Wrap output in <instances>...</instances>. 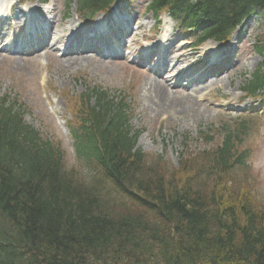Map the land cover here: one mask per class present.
Wrapping results in <instances>:
<instances>
[{"label":"trees","instance_id":"16d2710c","mask_svg":"<svg viewBox=\"0 0 264 264\" xmlns=\"http://www.w3.org/2000/svg\"><path fill=\"white\" fill-rule=\"evenodd\" d=\"M90 1L99 8L110 2L84 4ZM169 7L186 25L210 18L203 39L221 40L252 8L264 9V0H154L150 6L155 13ZM253 85L264 86V73ZM87 92L80 127L71 129L87 180L66 168L58 144L24 123L21 106H4L0 98V264H264V209L231 181L242 138L227 131L182 163L180 170L197 168L209 184L189 174L166 177L164 166H148L133 151L138 132L129 125L126 98L114 101L99 87Z\"/></svg>","mask_w":264,"mask_h":264},{"label":"rangeland","instance_id":"374dc122","mask_svg":"<svg viewBox=\"0 0 264 264\" xmlns=\"http://www.w3.org/2000/svg\"><path fill=\"white\" fill-rule=\"evenodd\" d=\"M64 1L51 0L50 4H56L60 10L61 2ZM75 3L74 1L72 4L73 11L76 9ZM131 3L133 4V1ZM146 3L148 2H144V7ZM16 14L23 15L18 6H15L11 17H15ZM139 21L144 25L134 30L137 41L132 47L135 50L142 46V36L144 40L149 37V29L154 25L153 17L149 12L141 14ZM10 23H13V26L22 25L19 18L2 22L0 25L3 27V35L6 38L11 37V35L7 36ZM262 24L263 22L259 21L258 25L252 28V37L257 35ZM61 25L57 23L56 27H52L48 36L56 39L59 35L68 33L69 25ZM172 26L173 23L167 22V30ZM132 39L131 36L128 40ZM186 39L189 38L175 26L171 34L170 46H164L163 49L166 48V50L161 54L166 58L167 64L162 78H169L171 70L175 68L185 70L184 74L188 77L197 68L196 65L191 66V63L197 58L198 50L191 51L189 46L191 42L185 41ZM131 43L129 44L131 45ZM252 44V42H248V48H245L242 57H239L237 66L232 68L228 76L220 77L219 82L214 86L207 88L204 86L213 82V78L210 79V82L206 81L209 78L207 73L201 75L203 82L198 83L197 91L188 97L187 95L190 93L186 87L167 86L168 92L177 98H171V95L168 94L169 99L177 100V104L181 105L178 110L183 109L172 115H156L155 112L148 109L144 99L145 86L147 82L154 79V74H148L147 70L140 68L131 59L124 60L126 63L121 60H110L111 63L91 61V63L82 64L80 67H69L56 55L48 53L46 57L43 55L44 51L40 53V57L39 55L36 57L25 55L24 60L20 61V56L0 50V96L17 100L23 104L26 108V121L42 133L61 142L66 153V168L73 170L80 179L84 180L87 179L88 172L83 162L77 159L73 152L72 140L66 122L76 123L79 112L73 117L71 108L78 110L81 107L80 97L86 91L87 86H100L118 98L123 95L129 98L132 107L131 123L134 129L141 130L137 146L147 156L146 165L164 166L167 170V173L164 170L166 177H169L167 174L171 172H174L177 177L188 175L177 171L179 170L177 169L180 161L179 153L186 144H188L186 154L206 148V142L197 138L200 130H214V133L217 134L219 132L216 133L215 130L222 129V126L230 128L240 121L239 118L243 117L251 121L249 135L242 144L243 148L251 152L248 160L251 169L243 170L246 174L237 171L232 183L240 193L243 190L249 192L260 208L264 209V105L257 104L256 107L250 109L251 102L241 104L243 95L239 88L244 73H251L262 60V56L253 52ZM208 45L211 44L206 43L203 49H200L201 54L209 51ZM137 56L141 59L140 55ZM138 58L135 61L141 62ZM152 59H154L153 64L158 61V58L153 57ZM176 80L187 83L182 76ZM186 134L191 139L188 143H184ZM217 136L215 140L218 139ZM156 156H162L163 159L155 160ZM207 183L209 184V182ZM103 194L106 197L113 195L109 190L104 191Z\"/></svg>","mask_w":264,"mask_h":264},{"label":"bare ground","instance_id":"6f19581e","mask_svg":"<svg viewBox=\"0 0 264 264\" xmlns=\"http://www.w3.org/2000/svg\"><path fill=\"white\" fill-rule=\"evenodd\" d=\"M162 42L165 43V35L163 36ZM53 48V47H51ZM51 53H55L54 51H51ZM63 62H65L69 67H77L82 66V64H88L91 63L92 57L88 54H81V55H68L65 54L62 57ZM59 58V59H61ZM20 61H23V57L19 58ZM173 75V77H175ZM172 77V78H173ZM174 79V78H173ZM151 82H147L145 86V95L144 99L147 102L148 109L151 110V112H155L156 115H172L179 111H182L183 109L178 110L181 108L180 104H177V100H170L168 97V94L171 95L168 92V89L166 85L168 84L166 80H158V79H151ZM218 79L214 80L213 82L209 84H205L204 86L207 88L208 86H214L217 84ZM197 87L190 86V92L195 93L197 91ZM153 92V95H152ZM155 93V94H154ZM191 96V94L187 95ZM171 98L177 99L175 96L171 95ZM184 101V100H183Z\"/></svg>","mask_w":264,"mask_h":264}]
</instances>
